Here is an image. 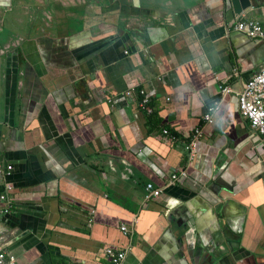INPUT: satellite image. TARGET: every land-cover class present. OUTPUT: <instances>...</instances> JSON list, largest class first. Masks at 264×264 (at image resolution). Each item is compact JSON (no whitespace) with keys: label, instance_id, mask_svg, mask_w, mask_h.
I'll return each instance as SVG.
<instances>
[{"label":"crops","instance_id":"obj_1","mask_svg":"<svg viewBox=\"0 0 264 264\" xmlns=\"http://www.w3.org/2000/svg\"><path fill=\"white\" fill-rule=\"evenodd\" d=\"M249 2L0 0V243L17 264H108L106 246L122 264H264V144L220 92L264 68V40L234 28L264 26Z\"/></svg>","mask_w":264,"mask_h":264},{"label":"built area","instance_id":"obj_2","mask_svg":"<svg viewBox=\"0 0 264 264\" xmlns=\"http://www.w3.org/2000/svg\"><path fill=\"white\" fill-rule=\"evenodd\" d=\"M234 28L250 38L264 40V26L259 21L252 19H238L237 21H234ZM137 92L141 97L139 100L140 108L149 113L150 96L145 95L143 90H138ZM220 92L223 96L233 94L236 97L241 116L248 122L251 130L261 136L264 144V68L251 76L249 80L246 81L237 91H235L232 86L225 85L220 87ZM129 94L130 91L126 93V96L128 97ZM217 109V106H210L203 115L204 123L197 125L192 135H190L187 144V149L192 153L190 160H192L194 155H196L197 146L205 135L204 126L214 123V114ZM163 134L167 135V130H163ZM11 167L12 166L9 164L5 166L0 164V171L7 174L10 172ZM180 175L185 177L186 169H182L180 171ZM171 176L172 179L168 180L169 184L181 179L178 175L173 173ZM160 190L161 189L159 187H155L153 183L147 182L145 185V200H148L150 197H157ZM11 207L9 206V208L0 209V213L7 215L13 209V205ZM94 212L95 209H90V213ZM92 221V217L88 219L89 225ZM120 229L123 233L130 232L125 225H121ZM126 252L127 250L125 248L118 249L112 246H106L104 248V253L108 258V264H122L126 256ZM0 264H17L16 256L11 251L7 250L1 243Z\"/></svg>","mask_w":264,"mask_h":264},{"label":"water","instance_id":"obj_3","mask_svg":"<svg viewBox=\"0 0 264 264\" xmlns=\"http://www.w3.org/2000/svg\"><path fill=\"white\" fill-rule=\"evenodd\" d=\"M231 3L237 15H241L243 10L249 9L251 6L249 0H231Z\"/></svg>","mask_w":264,"mask_h":264},{"label":"rangeland","instance_id":"obj_4","mask_svg":"<svg viewBox=\"0 0 264 264\" xmlns=\"http://www.w3.org/2000/svg\"><path fill=\"white\" fill-rule=\"evenodd\" d=\"M14 22H18V21H14ZM22 22L24 23V22H27V20L26 19H23L22 20ZM263 24V23H262ZM2 27H4V26H2ZM11 27V26H10ZM4 29H5V27H4ZM20 27L19 26H15V28H14V32H16V33H20Z\"/></svg>","mask_w":264,"mask_h":264},{"label":"clouds","instance_id":"obj_5","mask_svg":"<svg viewBox=\"0 0 264 264\" xmlns=\"http://www.w3.org/2000/svg\"><path fill=\"white\" fill-rule=\"evenodd\" d=\"M239 19H243V20H246V19H248V18H246V17H243V18H239ZM238 20V19H237ZM241 33V32H240ZM243 34V33H242ZM245 35V34H244Z\"/></svg>","mask_w":264,"mask_h":264}]
</instances>
